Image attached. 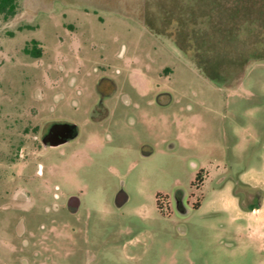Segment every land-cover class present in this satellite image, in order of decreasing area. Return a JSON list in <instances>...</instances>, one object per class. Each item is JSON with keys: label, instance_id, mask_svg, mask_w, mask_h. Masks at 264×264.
<instances>
[{"label": "rangeland", "instance_id": "374dc122", "mask_svg": "<svg viewBox=\"0 0 264 264\" xmlns=\"http://www.w3.org/2000/svg\"><path fill=\"white\" fill-rule=\"evenodd\" d=\"M0 264H264V0L0 15Z\"/></svg>", "mask_w": 264, "mask_h": 264}, {"label": "water", "instance_id": "95a60500", "mask_svg": "<svg viewBox=\"0 0 264 264\" xmlns=\"http://www.w3.org/2000/svg\"><path fill=\"white\" fill-rule=\"evenodd\" d=\"M77 134L78 131L75 123H53L42 142L44 145L58 146L64 144L68 139L76 137ZM116 201L120 205L123 200L117 198ZM68 205L78 207V198L76 196L69 197Z\"/></svg>", "mask_w": 264, "mask_h": 264}, {"label": "trees", "instance_id": "16d2710c", "mask_svg": "<svg viewBox=\"0 0 264 264\" xmlns=\"http://www.w3.org/2000/svg\"><path fill=\"white\" fill-rule=\"evenodd\" d=\"M18 8V0H0V15L3 18L8 19L15 15ZM26 52L30 53L33 57H40L42 50L38 46V42L33 40L31 41V47L25 49ZM201 177L200 172L196 176V180H199ZM257 205H249L248 210L256 208Z\"/></svg>", "mask_w": 264, "mask_h": 264}, {"label": "flooded vegetation", "instance_id": "af4514ba", "mask_svg": "<svg viewBox=\"0 0 264 264\" xmlns=\"http://www.w3.org/2000/svg\"><path fill=\"white\" fill-rule=\"evenodd\" d=\"M107 113H108V110H107V108L104 106L102 100H100V101L97 102L95 105L91 106V108H90V116L99 115V116H100L99 119H101L102 117H104V115H106ZM65 122H67V123H74V122H69V121H55V122H52V123L50 124V126L48 127V129L46 130V132L42 135V137H41V142H42L44 136L48 133L49 128L51 127V125H52L53 123H65ZM75 124H76V123H75ZM76 126H77V131H78V134H79V126H78L77 124H76ZM78 134L76 135V137L78 136ZM76 137L68 139L65 143H67V142H69V141L75 139ZM65 143H64V144H65ZM42 144L44 145L43 142H42ZM61 145H62V144H61ZM44 146H45V147H51L49 144L44 145ZM58 146H59V145H58ZM54 147H56V146H54ZM117 198L123 200L125 197H124V194H123L122 192H119ZM175 200H176L177 206H178L180 209H182V210L184 211V210H185V207L182 205V197L176 195ZM250 205H255V204L252 203V204H250ZM76 209H77V208H76ZM254 209H255V208H254Z\"/></svg>", "mask_w": 264, "mask_h": 264}]
</instances>
